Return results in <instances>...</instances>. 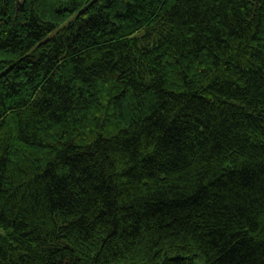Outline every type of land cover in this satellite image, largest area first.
<instances>
[{"label": "trees", "instance_id": "obj_1", "mask_svg": "<svg viewBox=\"0 0 264 264\" xmlns=\"http://www.w3.org/2000/svg\"><path fill=\"white\" fill-rule=\"evenodd\" d=\"M0 264H264V0H0Z\"/></svg>", "mask_w": 264, "mask_h": 264}]
</instances>
